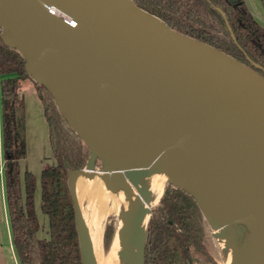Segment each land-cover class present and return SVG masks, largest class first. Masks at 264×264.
Wrapping results in <instances>:
<instances>
[{
    "label": "water",
    "instance_id": "obj_1",
    "mask_svg": "<svg viewBox=\"0 0 264 264\" xmlns=\"http://www.w3.org/2000/svg\"><path fill=\"white\" fill-rule=\"evenodd\" d=\"M0 27L3 41L21 50L27 71L52 90L91 153L100 151L72 121L61 100L64 88L68 102L80 107L97 137L105 129L118 135L112 124L120 107L132 112L135 123L163 137L158 162L148 164L150 169L179 153L211 170L242 213L229 221V230L247 228L264 248V74L172 28L134 0H0ZM89 156L85 167L93 176L94 156ZM83 168L68 170L69 189L82 262L96 264L75 193ZM145 170L147 165L110 166L101 172L110 187ZM169 180L179 181L199 201L194 188ZM152 207L134 194L129 233Z\"/></svg>",
    "mask_w": 264,
    "mask_h": 264
},
{
    "label": "trees",
    "instance_id": "obj_2",
    "mask_svg": "<svg viewBox=\"0 0 264 264\" xmlns=\"http://www.w3.org/2000/svg\"><path fill=\"white\" fill-rule=\"evenodd\" d=\"M170 26L229 52L264 74V25L245 0H134ZM21 50L0 36V108L3 175L11 239L21 264H83L80 256L75 206L69 189V169L86 166L90 145L61 111L52 90L34 82L49 124L56 163L40 170L41 207L48 217V234L35 207L36 177L22 171L26 156V108L22 82L31 74ZM87 146V149L84 148ZM159 202L151 209L143 246V264H203L208 257L207 232L212 223L195 194L179 181L167 180ZM114 223H107L103 246L108 249Z\"/></svg>",
    "mask_w": 264,
    "mask_h": 264
},
{
    "label": "bare ground",
    "instance_id": "obj_3",
    "mask_svg": "<svg viewBox=\"0 0 264 264\" xmlns=\"http://www.w3.org/2000/svg\"><path fill=\"white\" fill-rule=\"evenodd\" d=\"M40 77H44L43 74ZM63 90L61 100L67 103L72 121L80 126L85 136L94 142L101 153L112 156L123 163L124 167L148 166L159 146L164 144L163 137L153 134L150 129H144L140 123H135L132 112L123 107L113 114L115 121L112 130H117L115 133L118 135L114 137L110 135V130L105 129L99 131L100 137H97L93 124L84 117L79 106L68 102L69 91L66 88ZM200 166L195 159L171 153L161 160L154 170L147 168L141 174L127 175L124 183L116 180L108 189L103 184L101 175L91 177L86 173V169L81 170L77 176L76 189L81 194H87L92 204V207L83 208V215L96 264H142L141 252L150 211L145 212L135 230L129 233L133 196L135 192L140 193L142 203L153 206L160 199L164 184L169 179H179L194 188L208 219L214 223L221 225L235 216H240L241 212L233 196L219 183L211 170ZM96 174L100 172L97 171ZM202 190L204 193H201ZM111 210L116 214V231L114 240L106 250L103 246L102 232L107 221L105 217ZM222 231L224 232V228ZM236 234L249 237L252 246L241 250L234 264H264V248L258 240L252 239L249 230L244 228ZM218 236L223 243L224 235L221 233Z\"/></svg>",
    "mask_w": 264,
    "mask_h": 264
},
{
    "label": "rangeland",
    "instance_id": "obj_4",
    "mask_svg": "<svg viewBox=\"0 0 264 264\" xmlns=\"http://www.w3.org/2000/svg\"><path fill=\"white\" fill-rule=\"evenodd\" d=\"M1 30H2V28L0 27V33H1ZM32 124L34 126V119L32 120ZM84 148L87 149V146L84 145ZM50 151H51L50 145L47 142V140H45L42 143H38L37 145L35 143H33V141H31V146L29 148V154L27 156H29V158H30L29 163H30L31 167L32 168L35 167L37 173L40 171V169H41L40 167H42L41 166V164H42L41 159L43 158L42 155L45 154V156H44L45 162H49V163H56L57 162L56 157H54ZM97 152L93 149V152L91 153L92 156H94L93 169L96 172L110 168V166L113 168H120L122 166L124 167V164L119 162L118 160L113 159L110 156L109 157L105 156V155L101 154L100 152H98V153ZM158 157H159V154L158 153L155 154V157L149 163V167L153 166L155 163L158 162V159H159ZM23 167L25 169L26 166H23ZM149 167L147 166V168H149ZM83 169L88 170V171H86V173H88V176H90L91 168L84 167ZM137 169H140V168L137 167ZM32 171H33V169H32ZM95 175L99 176L100 174H95ZM105 187H106V189L109 188L107 185ZM135 193H137V192H135ZM81 200H82L81 202L83 205L87 204L86 207L87 206L92 207V204H90L89 198H88V200H86V197H83V198H81ZM158 202H159V200H158ZM158 202H156L154 205H156ZM199 202H200V200H199ZM201 205H202V203H201ZM35 207H36V205H35ZM202 207H203V205H202ZM203 209H204V207H203ZM42 212L43 211H40V214H42V216H44L45 219H44V221H43V219H39L40 224H42V225H41V228H40L38 234L40 236H45L48 234L49 224H48L47 214L45 212L44 213H42ZM204 212H205V210H204ZM205 214H206V212H205ZM115 220H116L115 219V213L111 212V214L108 215L106 225H107V223H109L111 221L115 225ZM210 222L212 223V227L210 228V230H208L207 239H206V248H207L208 253H210V255L208 257H205L202 254L197 253V256H199V260L201 261V263H203V264H234V261L238 258L241 250H245L246 248H251L252 241L249 239V237L239 236L233 230H231V231L229 230V228H228V226H230L229 221L226 223H223L221 225L214 223L212 220H210ZM215 224H217V225H215ZM106 225H105V228H106ZM223 228H224V232L222 231ZM114 229H115V226H114ZM114 229H113V232H114ZM104 231H105V229H104ZM221 233H222V235H224V239H223L224 242L223 243H221L220 238L218 236ZM226 233L228 235L230 234L228 239H227L228 235ZM2 235L5 236L4 239H6V233H3ZM112 235H113V233H112ZM103 236H104V234H103ZM111 238H112V236H111ZM226 240H228V241L226 242ZM2 242H4L3 244H6L4 257L6 258L7 264H21L20 258H18V254H17V251L15 249V246L11 247V245H10L9 241H7V239L2 241ZM111 242H112V240H111ZM228 242H230V243H228ZM244 244H246V245H244ZM239 245L241 248L239 247Z\"/></svg>",
    "mask_w": 264,
    "mask_h": 264
},
{
    "label": "crops",
    "instance_id": "obj_5",
    "mask_svg": "<svg viewBox=\"0 0 264 264\" xmlns=\"http://www.w3.org/2000/svg\"><path fill=\"white\" fill-rule=\"evenodd\" d=\"M245 2H247L248 7L250 9V11L252 12L253 16L255 18H257L263 25H264V0H245ZM36 81V78L34 75H30L29 77H26L24 79V81L22 82L20 91L22 92L23 96H24V101H25V108H26V119H25V124H26V141H27V153L26 156L21 159L20 161V165H21V169L22 171L25 170L26 168L31 169V165H30V158L29 156H27L29 154V148L31 146V141H33V143H35L36 145L38 143H42L45 140H47V142L50 145V149H51V154L52 153V148H51V144H50V140L48 139V134H49V124L47 123V119H46V115L44 113V107H43V102L42 99L39 97L38 92L36 91L35 88V84L34 82ZM34 119V126L32 124V120ZM1 108H0V264H7L6 258L4 257L5 254V249H6V244H3L4 240L7 239V241H9L11 247L14 246V243L11 239V225L9 222V214H8V208H7V203H6V192H5V188H4V175H3V165H4V158H2V142H1ZM43 158L41 159V166L43 167V164L45 162L44 160V155H42ZM41 156V157H42ZM23 166H26L25 169ZM31 167V168H30ZM40 167V168H42ZM33 174H35L36 177V189H35V205L37 208V212H38V217L39 219H45L44 216H42V214H40V211L42 210L41 207V191H40V171L37 173L36 168L33 167ZM31 169V170H32ZM41 170V169H40ZM94 174H96V171L94 170ZM100 172L101 175V179L104 181L103 177H102V172ZM91 176V175H90ZM93 177V176H91ZM77 182V180H76ZM104 184H106L104 182ZM75 190H76V198L79 202V205L82 208V219H83V223H85V219H84V215H83V208L86 207V205L82 204V200L81 198L86 197V200H88L87 194H81L78 192V190L76 189V185H75ZM79 194V195H77ZM84 195V196H83ZM114 212L115 211H112ZM109 212L106 217L105 220H107L108 215L111 213ZM44 213V212H42ZM115 219H116V214H115ZM105 225H106V221H105ZM105 225H104V229H105ZM85 226L87 228V225L85 223ZM103 229V230H104ZM88 231V229H87ZM116 231V223H115V229L112 235V241L114 240V234ZM6 233V239H4L5 236H3L2 234ZM89 234V232H88ZM102 234H104V231L102 232ZM102 239H103V235H102Z\"/></svg>",
    "mask_w": 264,
    "mask_h": 264
}]
</instances>
